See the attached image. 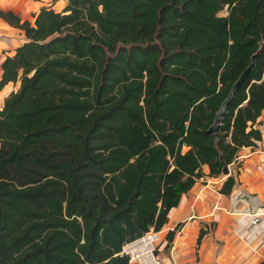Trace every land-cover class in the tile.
<instances>
[{
    "label": "trees",
    "instance_id": "obj_1",
    "mask_svg": "<svg viewBox=\"0 0 264 264\" xmlns=\"http://www.w3.org/2000/svg\"><path fill=\"white\" fill-rule=\"evenodd\" d=\"M57 1L33 23L0 11L26 37L0 81L21 83L0 111V264H130L205 167L221 179L263 140L264 0Z\"/></svg>",
    "mask_w": 264,
    "mask_h": 264
},
{
    "label": "crops",
    "instance_id": "obj_2",
    "mask_svg": "<svg viewBox=\"0 0 264 264\" xmlns=\"http://www.w3.org/2000/svg\"><path fill=\"white\" fill-rule=\"evenodd\" d=\"M51 1H34L36 9L29 18H21L22 21L33 23V15L38 14L41 8L53 5ZM67 4L68 0H58L53 8L62 12ZM4 26L2 32L7 35L0 39V53L5 52L6 55L0 58V81L5 59L13 57L16 50L26 43L21 30L8 24ZM20 85V82L11 83L0 91V95L8 91L0 102V111L6 99L17 92ZM255 128L262 132L263 140L254 149L242 150L237 161L230 166L231 173L235 171L238 175L231 196L220 193L225 181L211 178L208 167H205V176L183 195L179 206L170 212L163 229L165 239L158 252L164 264H258L264 260V173L257 171L259 166L264 167V113ZM256 218L261 221L253 226ZM179 225L181 228L173 241L168 242L166 234ZM202 229L206 233L198 244Z\"/></svg>",
    "mask_w": 264,
    "mask_h": 264
},
{
    "label": "built area",
    "instance_id": "obj_3",
    "mask_svg": "<svg viewBox=\"0 0 264 264\" xmlns=\"http://www.w3.org/2000/svg\"><path fill=\"white\" fill-rule=\"evenodd\" d=\"M257 171L264 173V167L259 166ZM260 221V218H256L252 225L255 226ZM163 233L164 231L145 233L141 237L125 243L121 253L129 256L130 264H163L157 252L163 242Z\"/></svg>",
    "mask_w": 264,
    "mask_h": 264
},
{
    "label": "water",
    "instance_id": "obj_4",
    "mask_svg": "<svg viewBox=\"0 0 264 264\" xmlns=\"http://www.w3.org/2000/svg\"><path fill=\"white\" fill-rule=\"evenodd\" d=\"M260 53H261V50L258 51V53L252 57L250 65L241 74L240 78L234 84L229 96L222 103L220 110L217 112L213 125L210 127V129L208 131L205 132L206 134H208L210 136H214V135L220 133V131L222 129V125H223V123H222L223 119L226 116V114L228 113L229 107L234 102V100L236 99L239 91L244 86V84L248 80L249 76L251 75V73L256 68L257 59H258ZM221 164L223 165L222 175L226 178H229L231 176V169H230V166L227 165L226 162L224 161L223 156H221Z\"/></svg>",
    "mask_w": 264,
    "mask_h": 264
},
{
    "label": "rangeland",
    "instance_id": "obj_5",
    "mask_svg": "<svg viewBox=\"0 0 264 264\" xmlns=\"http://www.w3.org/2000/svg\"><path fill=\"white\" fill-rule=\"evenodd\" d=\"M34 1L36 2L38 0H0V11H12L17 16H19L20 18L26 19V18H29L30 14L33 13V10L36 9L37 5H34ZM51 4H53V1H51ZM4 24L7 25L8 23L4 22V20H2L0 18V39L3 38L2 35H5V36L7 35L4 32H2V31L5 30L4 29V27H5ZM17 34H18V32H17ZM18 38H19V36H17V39ZM20 39H22V38L20 37ZM15 45L18 46L20 44L16 43ZM4 55H6L5 52L4 53H0V58H3L2 56H4ZM7 94H8V91H5L4 94L0 95L1 96L0 102L3 101V97L6 96ZM221 178H223L224 181L227 179L223 175L221 176ZM162 237H163V240H164L165 239V234L164 233H163ZM161 246H160V250H161ZM164 250H166V248ZM158 256L162 260V263L164 264V261L161 258V256L159 254H158Z\"/></svg>",
    "mask_w": 264,
    "mask_h": 264
},
{
    "label": "clouds",
    "instance_id": "obj_6",
    "mask_svg": "<svg viewBox=\"0 0 264 264\" xmlns=\"http://www.w3.org/2000/svg\"><path fill=\"white\" fill-rule=\"evenodd\" d=\"M159 254V253H158Z\"/></svg>",
    "mask_w": 264,
    "mask_h": 264
}]
</instances>
